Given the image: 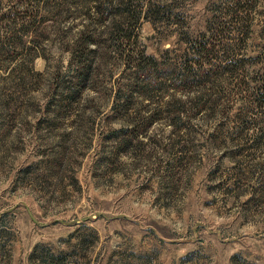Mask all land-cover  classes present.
Returning a JSON list of instances; mask_svg holds the SVG:
<instances>
[{
  "label": "rangeland",
  "instance_id": "1",
  "mask_svg": "<svg viewBox=\"0 0 264 264\" xmlns=\"http://www.w3.org/2000/svg\"><path fill=\"white\" fill-rule=\"evenodd\" d=\"M0 264H264V0H0Z\"/></svg>",
  "mask_w": 264,
  "mask_h": 264
},
{
  "label": "trees",
  "instance_id": "2",
  "mask_svg": "<svg viewBox=\"0 0 264 264\" xmlns=\"http://www.w3.org/2000/svg\"><path fill=\"white\" fill-rule=\"evenodd\" d=\"M235 4L239 5L240 3L236 2ZM217 31L218 30H212V33L210 34V36H208L207 34H203L202 39L200 41L196 40V41H194V43H193V40L190 41L191 49H193L194 50L193 52H195V54H198L200 56V58L205 59V57L207 58V56H209L214 51V47L216 46L214 44L217 41V39H216ZM123 36L125 38L127 37L130 39L131 33H129L128 35H126V33H125V34H123ZM186 73H188L187 76H189L192 73L191 72V66L186 67ZM79 78L82 81H84L86 79V66L82 67V72L80 73ZM119 99H120V97H119ZM121 104H122L121 102L116 100V104L114 106V109H117L120 106H123V104L122 105Z\"/></svg>",
  "mask_w": 264,
  "mask_h": 264
}]
</instances>
